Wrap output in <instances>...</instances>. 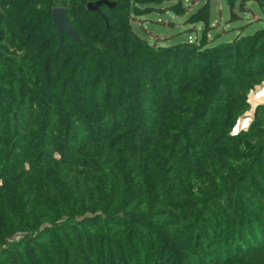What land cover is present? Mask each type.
Masks as SVG:
<instances>
[{
  "label": "trees",
  "instance_id": "trees-1",
  "mask_svg": "<svg viewBox=\"0 0 264 264\" xmlns=\"http://www.w3.org/2000/svg\"><path fill=\"white\" fill-rule=\"evenodd\" d=\"M100 1L0 0V264H264V106L231 134L264 28L211 47L209 2ZM57 7L80 36L61 49ZM166 12L201 39L135 32Z\"/></svg>",
  "mask_w": 264,
  "mask_h": 264
},
{
  "label": "rangeland",
  "instance_id": "rangeland-1",
  "mask_svg": "<svg viewBox=\"0 0 264 264\" xmlns=\"http://www.w3.org/2000/svg\"><path fill=\"white\" fill-rule=\"evenodd\" d=\"M184 2L189 14L197 11L207 2L210 3L212 27L208 39L211 47L219 43L231 42L241 34L252 35L264 28V15L258 4L254 2L248 3L242 11L240 0H237L234 12L238 18L235 20L232 19L227 0H184ZM169 5V3L163 4L164 10H168ZM189 14L183 17H178L172 12L152 14L133 22V28L150 43L162 47L198 41L201 39L204 26L203 24L188 25ZM258 104L264 106V100L259 101Z\"/></svg>",
  "mask_w": 264,
  "mask_h": 264
},
{
  "label": "water",
  "instance_id": "water-1",
  "mask_svg": "<svg viewBox=\"0 0 264 264\" xmlns=\"http://www.w3.org/2000/svg\"><path fill=\"white\" fill-rule=\"evenodd\" d=\"M102 5H106L108 7H114L113 3L108 2L107 0H103L96 3L88 4V9L90 11L97 12L103 18H105L104 13L101 11L100 7ZM52 19L56 26L57 33L59 35V49L62 48L64 42V36L67 35L70 38L79 41L80 36L77 31L73 28L71 22L68 20L66 11L62 7L54 8L52 11Z\"/></svg>",
  "mask_w": 264,
  "mask_h": 264
},
{
  "label": "built area",
  "instance_id": "built-area-1",
  "mask_svg": "<svg viewBox=\"0 0 264 264\" xmlns=\"http://www.w3.org/2000/svg\"><path fill=\"white\" fill-rule=\"evenodd\" d=\"M262 100H264V83L260 87H257L255 90L251 91V93L249 94L248 103L251 105L252 112L249 111L236 122L231 133L233 136H237L241 132L248 131L253 121V117L257 109L256 107L259 105L258 102ZM253 107H255L256 109ZM245 121H247V126H245Z\"/></svg>",
  "mask_w": 264,
  "mask_h": 264
},
{
  "label": "snow or ice",
  "instance_id": "snow-or-ice-1",
  "mask_svg": "<svg viewBox=\"0 0 264 264\" xmlns=\"http://www.w3.org/2000/svg\"><path fill=\"white\" fill-rule=\"evenodd\" d=\"M245 126H247V121H245Z\"/></svg>",
  "mask_w": 264,
  "mask_h": 264
}]
</instances>
